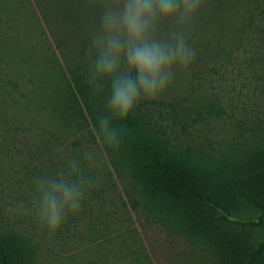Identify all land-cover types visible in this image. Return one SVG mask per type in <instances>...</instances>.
I'll return each instance as SVG.
<instances>
[{
	"label": "trees",
	"instance_id": "obj_1",
	"mask_svg": "<svg viewBox=\"0 0 264 264\" xmlns=\"http://www.w3.org/2000/svg\"><path fill=\"white\" fill-rule=\"evenodd\" d=\"M204 4L185 28L194 62L129 117L144 141L115 149L96 134L107 93L76 92L56 54L0 39V264H264V239L235 227L264 224V0ZM166 114L179 120L170 131ZM218 157L231 170L218 172ZM73 160L91 183L50 234L37 178L75 180ZM147 227L166 235L163 261Z\"/></svg>",
	"mask_w": 264,
	"mask_h": 264
},
{
	"label": "clouds",
	"instance_id": "obj_2",
	"mask_svg": "<svg viewBox=\"0 0 264 264\" xmlns=\"http://www.w3.org/2000/svg\"><path fill=\"white\" fill-rule=\"evenodd\" d=\"M203 0H108L101 16V32L94 35L87 82L95 95L107 91L97 136L108 148H118L125 124L142 101L159 99L176 72L187 71L195 49L185 28L201 10ZM170 27L167 38L160 35ZM93 154L87 158L92 159ZM77 179L64 175L38 177L33 204L41 227L54 234L69 214L80 210L91 178L69 162Z\"/></svg>",
	"mask_w": 264,
	"mask_h": 264
},
{
	"label": "rangeland",
	"instance_id": "obj_3",
	"mask_svg": "<svg viewBox=\"0 0 264 264\" xmlns=\"http://www.w3.org/2000/svg\"><path fill=\"white\" fill-rule=\"evenodd\" d=\"M206 9L207 6L202 3L201 10ZM74 12L78 19L77 24L73 25L76 29L72 30L71 34H67L66 30H71V19H62L63 13L61 10H56L54 0H0V39L3 43L2 41L9 40L7 35L19 37L24 43L22 52L30 57L38 55L52 58L56 54L73 89L76 92L80 89L92 92L87 82L88 64L91 59L92 39L101 32V23L98 20L93 21L89 15L83 13V10H74ZM156 108L160 111L158 105ZM165 116L170 118L166 121L170 131V128L176 127L175 124L179 123L178 116L171 114ZM124 126L126 131L123 142L129 144L134 140L144 141L138 120L129 118ZM144 144L148 148L154 145L149 139ZM259 144H263L261 140ZM183 158L188 159V155H184ZM225 159L230 160L226 157H218L217 163H212L218 172L220 169L231 170V164ZM235 227L241 232L253 233L260 240L264 239V224L259 221H243L235 224ZM147 230L148 244H155L154 253L163 261L164 258L166 259L163 247L169 243L166 235L159 229L150 230L147 227ZM205 264L213 263L206 260Z\"/></svg>",
	"mask_w": 264,
	"mask_h": 264
},
{
	"label": "crops",
	"instance_id": "obj_4",
	"mask_svg": "<svg viewBox=\"0 0 264 264\" xmlns=\"http://www.w3.org/2000/svg\"><path fill=\"white\" fill-rule=\"evenodd\" d=\"M56 10H61L63 15L62 19H71V30H66L67 34H71V31L76 29L73 27L78 21L74 10H83L85 15H89L90 18L98 20L101 23V16L103 9L106 7L108 0H54Z\"/></svg>",
	"mask_w": 264,
	"mask_h": 264
}]
</instances>
